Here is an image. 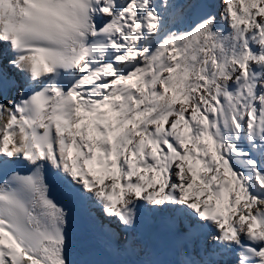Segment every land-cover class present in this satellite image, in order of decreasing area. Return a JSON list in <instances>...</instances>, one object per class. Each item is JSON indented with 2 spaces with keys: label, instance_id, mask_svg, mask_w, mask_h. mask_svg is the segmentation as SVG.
<instances>
[{
  "label": "snow or ice",
  "instance_id": "snow-or-ice-1",
  "mask_svg": "<svg viewBox=\"0 0 264 264\" xmlns=\"http://www.w3.org/2000/svg\"><path fill=\"white\" fill-rule=\"evenodd\" d=\"M0 264H264V0H0Z\"/></svg>",
  "mask_w": 264,
  "mask_h": 264
},
{
  "label": "bare ground",
  "instance_id": "bare-ground-1",
  "mask_svg": "<svg viewBox=\"0 0 264 264\" xmlns=\"http://www.w3.org/2000/svg\"><path fill=\"white\" fill-rule=\"evenodd\" d=\"M75 247L80 258L83 259H111L106 253L99 256H90L87 254V249L94 246V240L91 234L90 225L84 221L75 210L74 224Z\"/></svg>",
  "mask_w": 264,
  "mask_h": 264
}]
</instances>
